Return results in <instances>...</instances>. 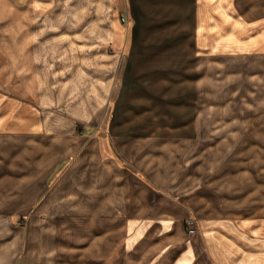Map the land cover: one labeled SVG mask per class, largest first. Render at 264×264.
<instances>
[{
	"label": "crops",
	"instance_id": "crops-1",
	"mask_svg": "<svg viewBox=\"0 0 264 264\" xmlns=\"http://www.w3.org/2000/svg\"><path fill=\"white\" fill-rule=\"evenodd\" d=\"M66 1L20 9L0 0V264H213L214 225L201 228L197 215L214 212V193L224 205L244 202L245 181L264 193V108L255 105L264 57L249 75L252 97L245 72L250 39L264 32L247 39L238 10L237 35L225 28L214 45L213 0H125L131 41L117 17L100 13L43 35L39 14L54 4L53 14L63 13ZM103 1L120 0H94ZM6 3L18 20L8 31L12 50ZM91 21L102 34L90 31ZM164 26L177 31L157 42ZM37 38L50 47L47 65L61 59L45 92ZM44 96L55 103L48 111L36 104ZM228 176L237 182L231 190L213 183Z\"/></svg>",
	"mask_w": 264,
	"mask_h": 264
},
{
	"label": "rangeland",
	"instance_id": "rangeland-1",
	"mask_svg": "<svg viewBox=\"0 0 264 264\" xmlns=\"http://www.w3.org/2000/svg\"><path fill=\"white\" fill-rule=\"evenodd\" d=\"M6 1L11 4V6L23 9L29 4L31 0ZM57 1L59 0H56V2ZM72 1L73 0L66 1L65 6H63L64 8L62 7L64 9L63 13L56 12L55 14H53V11H58V4H54L52 7H48L46 9V12L43 11L42 14H39L38 21L36 22L38 31L43 29V35L52 32L55 33L64 26L71 30L77 26L78 19L82 18L83 16L89 18L95 14L98 15V13H100L104 20H106L110 15H113V17H117L118 23H122L126 42L127 40L131 41L130 35L132 34L134 20L131 16L130 19L126 18V16L125 22L122 20V17L123 15H125L126 11L125 0H120L117 5H114L112 7L110 5L104 4L106 3V1H103L102 5H98V3H95L94 0H75L76 2L74 4L71 3ZM213 1L214 2L212 5V9L210 6L212 12V20L211 24L209 25V29L213 30L212 40L214 45H220L222 37L221 33L225 30V28L226 34L230 33V39L234 38V33L237 35V21L236 18H233V14L237 13L238 10H240V12H243L246 16L245 36L247 39L253 34L261 33V31L264 32V0H241L243 1L242 5L241 3L239 5H233L232 3L236 4V0H229L230 4L227 3V0ZM8 3H6L5 7V25L7 30L6 47L12 50V43L11 39L8 37V31L15 27V25L17 26L18 20H16L15 16L10 12L13 11V8ZM33 6L34 8L38 7L39 9L44 8L45 0H35ZM154 9L162 8L155 7ZM226 10L228 11V13L230 12V15L228 16L229 20L227 19L228 21L226 20V17L222 16V14H224L225 12L227 13ZM50 18H52L51 22H48L45 26V19L50 21ZM43 25L45 27H43ZM86 25L92 32H94L93 30H99L98 33L101 32L102 34V31H104L103 27L97 26L95 29L94 21L87 22ZM175 28L176 27L174 26H164L158 28L155 40L157 42L161 41L160 39H163V36L166 34H168V36L172 34L174 35V32L177 31ZM228 30L229 33H227ZM225 40H227L228 42V38H225ZM250 40L251 43L254 44L252 45L253 47L251 46L252 48H247V53L245 55V72L247 77L246 93L252 97V89H254L255 86L253 85V81H251V77L249 75H251V73L256 70L257 66L261 65V67H263V64L259 62L258 57H260L261 59L262 57H264V35H262L260 39H253V41L252 39ZM55 41L56 40L54 39V42ZM37 43L38 49L36 56L38 58L37 61L39 68V83L41 88L43 89V92H45V89H48L50 91L51 88L49 89V86L46 85V82L50 81V86H53L51 84H54L55 79L58 78V76L56 77V75L53 73L56 71L55 67H59L61 59L57 57L55 58V60L57 59V64H54V61L53 63L51 62V66L47 65V63H50V59L48 57L50 47H47L44 43L41 44L39 38H37ZM57 43L59 44L58 41ZM57 43L55 42V45H57ZM247 45L250 46L248 43ZM8 56L12 58L13 53H8ZM60 73L62 74L61 70L59 69L56 74ZM13 75L14 73L12 72V70L6 68L5 79L6 83L8 84L6 86V91L12 95L15 93L13 90V86L10 84L14 81ZM262 75L264 77V71ZM200 88L201 87H199V89ZM207 88L209 91V87ZM213 91L214 93H221V85L218 84V82H215ZM257 93L259 94V100L256 96L257 101L255 105L258 108H264V82L260 86H258ZM22 98L27 101L31 100L30 92H27L26 95L22 96ZM248 99L249 98H247V103H249L250 101ZM45 100L48 103H46ZM50 102L54 103L52 98L48 100L44 96L42 102L37 101L36 104L40 110L48 111L47 109H52L50 107H46V104H51ZM249 104L252 107V104ZM238 106L239 104L237 105L236 103L232 108L238 109ZM242 107H244V105H242ZM250 109V107H246V113H248ZM209 124H211L209 126L210 128L212 126L214 127L213 120L210 121ZM41 125L42 124L38 122L39 128L41 127ZM78 128L79 132L83 131L84 129L82 124H78ZM42 139L45 140V137H43ZM43 140H38V143L43 142ZM260 153V151H257L255 156L259 157ZM237 154L238 153L235 152L234 155ZM247 155L248 154H245V157H247ZM222 168L223 167L221 166L218 170L220 171L222 170ZM260 168V171H263L264 173V168ZM234 169H238L237 165L234 166ZM261 178L263 179V176H261ZM218 182H220L221 187L226 190L233 189L237 183L236 178L232 176L225 177L224 180H222V178L221 180L218 179L213 183L217 184ZM245 184L247 185L246 193H243L242 195V199L246 198L244 202H242L241 200L240 202H236L235 204H233L232 202L225 200V198L224 201L228 202L229 204L224 205L222 204V199L224 198L223 193H214V212L203 216L197 215V217H199L198 222L201 228H204L206 225L210 227L211 225H214V238L213 241H210V244L213 243V264H264V193H258L261 188L263 190V184L261 185L255 180L250 181V183L248 181H245ZM231 194L235 195L236 193H225V197L230 199ZM187 227L188 228L186 230L187 232H189V223L187 224Z\"/></svg>",
	"mask_w": 264,
	"mask_h": 264
},
{
	"label": "built area",
	"instance_id": "built-area-1",
	"mask_svg": "<svg viewBox=\"0 0 264 264\" xmlns=\"http://www.w3.org/2000/svg\"><path fill=\"white\" fill-rule=\"evenodd\" d=\"M122 20L125 22L126 21V18L125 17H122ZM191 231H192V229H191Z\"/></svg>",
	"mask_w": 264,
	"mask_h": 264
}]
</instances>
